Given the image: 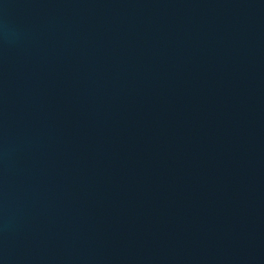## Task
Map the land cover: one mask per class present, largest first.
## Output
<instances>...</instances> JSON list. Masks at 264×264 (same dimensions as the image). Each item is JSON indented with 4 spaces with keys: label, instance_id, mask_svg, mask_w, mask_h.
Segmentation results:
<instances>
[{
    "label": "water",
    "instance_id": "water-1",
    "mask_svg": "<svg viewBox=\"0 0 264 264\" xmlns=\"http://www.w3.org/2000/svg\"><path fill=\"white\" fill-rule=\"evenodd\" d=\"M0 264H264V0H0Z\"/></svg>",
    "mask_w": 264,
    "mask_h": 264
}]
</instances>
